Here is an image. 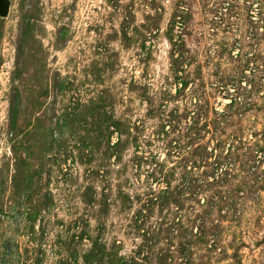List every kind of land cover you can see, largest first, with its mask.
<instances>
[{
  "label": "rangeland",
  "instance_id": "374dc122",
  "mask_svg": "<svg viewBox=\"0 0 264 264\" xmlns=\"http://www.w3.org/2000/svg\"><path fill=\"white\" fill-rule=\"evenodd\" d=\"M0 264H264V0H9Z\"/></svg>",
  "mask_w": 264,
  "mask_h": 264
},
{
  "label": "water",
  "instance_id": "95a60500",
  "mask_svg": "<svg viewBox=\"0 0 264 264\" xmlns=\"http://www.w3.org/2000/svg\"><path fill=\"white\" fill-rule=\"evenodd\" d=\"M9 8V0H0V18L6 17Z\"/></svg>",
  "mask_w": 264,
  "mask_h": 264
}]
</instances>
